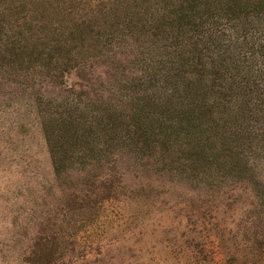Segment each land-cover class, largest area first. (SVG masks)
Returning <instances> with one entry per match:
<instances>
[{
    "label": "trees",
    "instance_id": "16d2710c",
    "mask_svg": "<svg viewBox=\"0 0 264 264\" xmlns=\"http://www.w3.org/2000/svg\"><path fill=\"white\" fill-rule=\"evenodd\" d=\"M0 59L18 79L98 75L43 116L64 184L24 264H152L121 230L177 210L167 258L264 264V0H0ZM109 220L111 240H84Z\"/></svg>",
    "mask_w": 264,
    "mask_h": 264
},
{
    "label": "rangeland",
    "instance_id": "374dc122",
    "mask_svg": "<svg viewBox=\"0 0 264 264\" xmlns=\"http://www.w3.org/2000/svg\"><path fill=\"white\" fill-rule=\"evenodd\" d=\"M115 63L118 69L123 68L121 63ZM15 67L18 70L21 66L18 63ZM22 69L18 72L22 75L20 79L12 68L5 74L0 59V264H24V255L40 223L47 218L49 210L60 205L64 182L55 177L51 150L43 131L44 114L61 111L68 99L79 100L78 96L83 94L93 96L98 89V75H89L87 71L62 78L57 77L59 73L32 75L25 66ZM127 165L132 171L133 160ZM127 179L130 183L139 181L135 173L133 177L128 174ZM180 215L177 210L126 222L119 237L135 231V245L152 264H177L167 258L156 231L177 221ZM114 221L105 222L103 227H90L84 240L104 239L108 232L109 236ZM144 225H149L147 231L151 233L139 235L135 229Z\"/></svg>",
    "mask_w": 264,
    "mask_h": 264
}]
</instances>
